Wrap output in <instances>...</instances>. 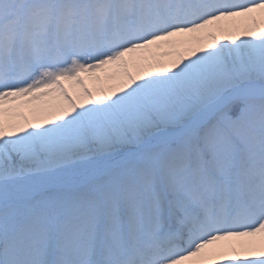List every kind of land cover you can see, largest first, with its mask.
<instances>
[{"label": "snow or ice", "instance_id": "1", "mask_svg": "<svg viewBox=\"0 0 264 264\" xmlns=\"http://www.w3.org/2000/svg\"><path fill=\"white\" fill-rule=\"evenodd\" d=\"M0 264H264V0H0Z\"/></svg>", "mask_w": 264, "mask_h": 264}]
</instances>
